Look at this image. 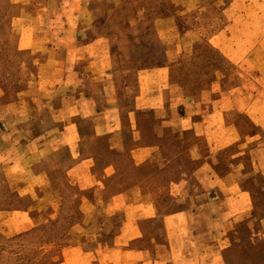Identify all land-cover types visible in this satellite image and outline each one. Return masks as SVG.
Masks as SVG:
<instances>
[{"label": "crops", "instance_id": "0c3cea01", "mask_svg": "<svg viewBox=\"0 0 264 264\" xmlns=\"http://www.w3.org/2000/svg\"><path fill=\"white\" fill-rule=\"evenodd\" d=\"M224 11L206 45L234 67L264 71V0H230ZM74 38L72 51L39 48L60 61L24 66L7 149L8 167L27 176L23 193H81L72 228L84 238L95 228L138 239L149 222L151 245L168 255L154 264L264 262V98L247 93V107L226 109L229 78L217 63L190 62L200 59L190 49H209L180 36L163 48L170 61L148 56L132 70L112 62L107 36ZM226 111L245 116L242 131L226 130ZM103 232L95 244L111 245Z\"/></svg>", "mask_w": 264, "mask_h": 264}, {"label": "rangeland", "instance_id": "374dc122", "mask_svg": "<svg viewBox=\"0 0 264 264\" xmlns=\"http://www.w3.org/2000/svg\"><path fill=\"white\" fill-rule=\"evenodd\" d=\"M229 1L0 0V264H154L158 255L163 261L168 257L165 247L157 251L151 245L149 222L148 226L143 223L138 239L115 241L114 236L120 231L103 232L95 228L84 238L72 228L82 220L78 198L81 193H23L21 188L27 176L12 172L7 164L10 161L7 149L11 137L15 136L9 115L15 112L24 88L19 83L25 75L24 66L33 68L36 62L60 61L44 49L39 50L40 47L55 43L72 51L79 45L74 37L81 44L107 36L111 60L118 67L123 65L132 70V66L148 56L170 61L172 56L163 48L179 41V36L186 47L208 48V38L226 25L224 8ZM63 29L64 38L56 39L49 34V31ZM185 31L190 33L182 34ZM70 32L76 35L70 37ZM29 46L34 49H23ZM187 55L200 57L190 62L206 60L222 67L221 73L229 78L225 88L235 92L234 97L226 101V109L247 107L253 98L252 95L248 98L247 93L264 98V71L249 68L246 62L234 67L212 49L206 52L190 49ZM239 113L227 112L226 130L233 128L240 132L247 125L245 116ZM225 137L234 138L228 133ZM201 143L208 152L204 148L206 142ZM24 153L22 148L14 158H22ZM102 215L97 218H104ZM97 218L94 225H98ZM107 224L113 225L112 222ZM102 232L111 245L95 244ZM258 232L264 239V229ZM85 241L87 244H80ZM225 264L242 263L226 260Z\"/></svg>", "mask_w": 264, "mask_h": 264}]
</instances>
